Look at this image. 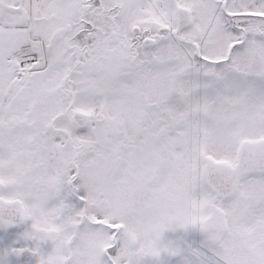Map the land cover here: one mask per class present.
<instances>
[{
	"label": "snow or ice",
	"instance_id": "6c2138e0",
	"mask_svg": "<svg viewBox=\"0 0 264 264\" xmlns=\"http://www.w3.org/2000/svg\"><path fill=\"white\" fill-rule=\"evenodd\" d=\"M0 264H264V0H0Z\"/></svg>",
	"mask_w": 264,
	"mask_h": 264
}]
</instances>
